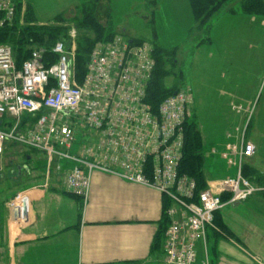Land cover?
Instances as JSON below:
<instances>
[{
    "label": "built area",
    "instance_id": "2783aa9c",
    "mask_svg": "<svg viewBox=\"0 0 264 264\" xmlns=\"http://www.w3.org/2000/svg\"><path fill=\"white\" fill-rule=\"evenodd\" d=\"M16 2L0 0V26L15 22ZM71 34L75 38L76 31ZM121 40L98 42L82 81L77 79L71 41L58 40L50 50L52 57L44 46L32 43L21 62L12 44H0V164L12 145L50 160H69L74 165L65 174L66 189L85 205L94 171L152 184L169 200L162 264H210L199 260L196 246L224 207L223 196L229 195L228 202H240L262 188L245 177L241 168L236 176L205 188L179 172L191 89L182 86L164 98L155 112L146 101L149 78L144 82L154 62L153 49L149 43ZM79 134L96 141L74 153ZM255 151L249 142L242 157L250 158ZM24 203L19 195L11 203L20 221L26 216Z\"/></svg>",
    "mask_w": 264,
    "mask_h": 264
},
{
    "label": "rangeland",
    "instance_id": "374dc122",
    "mask_svg": "<svg viewBox=\"0 0 264 264\" xmlns=\"http://www.w3.org/2000/svg\"><path fill=\"white\" fill-rule=\"evenodd\" d=\"M16 1L15 19L20 25L43 26L66 20L67 35L72 39L68 42L75 46V52L77 46L71 33L81 30L75 19L83 16L84 7L94 6L98 20L114 31L109 41L135 39L152 47L154 62L144 82L154 77L157 58L163 56L162 63L169 71L164 77L165 86L173 88L182 80L181 85L191 89L189 119L196 122V130L201 135L199 148L205 157L206 183L210 182L207 176L213 180L230 177L239 166L249 179L254 166L264 169V0H256L260 9L250 12L242 8L246 0H229L221 9L226 20L216 27L218 10L209 11L208 18L201 19L202 14L194 9V0ZM230 7L238 11L226 13ZM132 111L141 115L136 108ZM249 142L256 146L255 154L243 158L242 151ZM8 149L0 164V193L7 197L5 201L14 197L16 191H22L16 188L17 165H24L22 169L26 165L25 157L21 156L25 152L22 147ZM12 151L17 154L11 156ZM107 174L122 178L118 173L107 171ZM252 178L260 188L264 186V174H255ZM5 201H1L0 229L9 212ZM212 228L219 229L221 234L227 231L219 218Z\"/></svg>",
    "mask_w": 264,
    "mask_h": 264
},
{
    "label": "crops",
    "instance_id": "0c3cea01",
    "mask_svg": "<svg viewBox=\"0 0 264 264\" xmlns=\"http://www.w3.org/2000/svg\"><path fill=\"white\" fill-rule=\"evenodd\" d=\"M222 6L214 27L226 20ZM230 11L238 10L230 7L225 12ZM188 12L191 13V9ZM95 141L79 134L73 152L79 153ZM18 147L25 150L21 156L26 160L23 169L24 165H17L19 182L16 181V188L22 191H16L9 201L0 193V207L5 201L9 211L8 219L1 223L0 264L163 263L167 199L160 190L152 184L94 171L90 200L84 205L78 196L66 189L65 174L73 162L50 160L22 145H12L8 150ZM14 154L17 152L12 151L10 155ZM254 167L264 174V169ZM240 168L237 167V172L231 176H236ZM145 172L151 178V171ZM207 179L210 181L207 185H215L223 178L213 180L207 176ZM262 188L244 201L225 199L215 220L221 219L227 231L221 234L213 226L207 228L206 234L197 241L200 261L264 264V186ZM18 195L25 202L23 221L17 219L11 208Z\"/></svg>",
    "mask_w": 264,
    "mask_h": 264
},
{
    "label": "trees",
    "instance_id": "16d2710c",
    "mask_svg": "<svg viewBox=\"0 0 264 264\" xmlns=\"http://www.w3.org/2000/svg\"><path fill=\"white\" fill-rule=\"evenodd\" d=\"M228 1L229 0H194V9L196 13L199 11V13L202 14L201 19L204 17L208 18L207 15L209 14V11H217ZM242 8L247 12L258 10L260 9V3L256 0H246L243 3ZM84 10L85 12H83V16L75 19V21H77L75 24L81 29L80 31L78 30L74 38L77 46L75 69L79 81H82L86 73V65L95 44L99 41H109L114 36V31L111 28L109 29L105 27L98 20L94 6L91 5L87 8L84 7ZM1 17L2 15L0 14V19ZM55 21L56 22L52 21L43 26L20 25L17 20L12 24L6 23L3 26H0V44H12L18 62H21L29 55L30 48L28 46L32 43L44 46L47 49L49 57H52V54L50 55V50L58 40H65L66 42L72 40L70 39V34L67 35L68 26L65 23L66 20L61 19ZM61 22L63 24H61ZM133 42L142 43L135 39H133ZM155 51L157 52L156 48ZM162 58L163 56L160 55L159 59L157 58V68H155L156 71L154 77L149 81L146 99L155 112H157L158 107L164 98L182 87V80L176 85L177 87L168 88L165 86L164 77L167 76L169 71L164 68V64L162 63L164 59L162 60ZM196 126V122L193 120L188 119L186 121L184 129L183 157L180 163L179 172L193 177L197 181L199 188H205L207 186L203 173V161L205 160V157L202 154L201 148H199L202 139L200 133L196 130ZM255 174L261 175L259 171L254 169L252 170L251 175L254 176ZM251 175L250 178L252 180H250L254 181ZM228 196V194H225L223 199H226ZM166 199L165 213L169 204L168 198ZM166 216L167 221L164 226V233L169 224L167 213Z\"/></svg>",
    "mask_w": 264,
    "mask_h": 264
}]
</instances>
